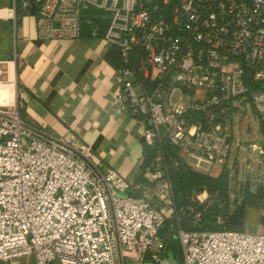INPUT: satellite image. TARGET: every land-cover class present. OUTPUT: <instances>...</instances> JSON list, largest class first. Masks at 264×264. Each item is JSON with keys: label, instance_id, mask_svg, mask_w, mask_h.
Wrapping results in <instances>:
<instances>
[{"label": "built area", "instance_id": "obj_1", "mask_svg": "<svg viewBox=\"0 0 264 264\" xmlns=\"http://www.w3.org/2000/svg\"><path fill=\"white\" fill-rule=\"evenodd\" d=\"M6 7L9 16L0 18L16 27L32 14L44 40L83 38L84 18L105 17L90 35L118 59L116 113L139 121L143 143L177 145L197 169L228 162L240 112L252 108L264 124V0H12ZM28 100L17 85V103L0 104V262L173 264V224L161 230L167 213L182 217L165 155L147 167L157 180L152 190L167 191L158 207L132 193L135 184L93 145L24 117L19 101ZM250 149L264 162V147ZM216 195L205 187L194 200L207 207ZM186 209L194 228L177 229L184 264H264V232L227 228L225 213L218 228H199L201 209Z\"/></svg>", "mask_w": 264, "mask_h": 264}, {"label": "crops", "instance_id": "obj_2", "mask_svg": "<svg viewBox=\"0 0 264 264\" xmlns=\"http://www.w3.org/2000/svg\"><path fill=\"white\" fill-rule=\"evenodd\" d=\"M14 41L12 62L18 85L29 96L24 117L54 135L93 145L106 166L123 172L136 184L144 159L142 125L128 112L116 113L114 70L118 59L114 52L92 37L41 39L32 14L18 21ZM252 145L264 147V141L257 139L249 147ZM261 217L253 222L261 223Z\"/></svg>", "mask_w": 264, "mask_h": 264}, {"label": "trees", "instance_id": "obj_3", "mask_svg": "<svg viewBox=\"0 0 264 264\" xmlns=\"http://www.w3.org/2000/svg\"><path fill=\"white\" fill-rule=\"evenodd\" d=\"M105 19V17L101 19H97L95 17L92 19V24L101 22V25L104 28L106 25ZM92 24H88L86 22V18H84L82 29L83 38H91L90 33L92 30ZM20 110L22 115L25 116L24 108L21 107ZM261 129L263 132V123L261 124ZM180 150V147L167 141L150 146L144 143V159L140 166L141 174L135 184V188L131 190V192L134 194H142L150 199H156L157 197V200H159V195L164 196L167 194L164 186L160 188L158 193L151 194L152 189L157 186V180L152 179L147 173V167L153 161L155 156L159 153H163L169 167V178L174 187L176 211L182 217V220L178 221L176 217H173V219L170 218L169 213H167L168 218L161 230L162 233H165L171 227V224H173L169 236L168 247L171 253L175 252L177 254V258L173 260L174 264H184L180 241L177 237L178 227L182 226L186 228H194L190 221L185 220L190 218V214L187 211L186 206L195 205L197 209H201L202 220L200 223L201 226H199V228L208 229L218 228V224L216 222L217 216L221 213H225L227 215L225 224L227 228L244 230L246 224V215L249 209H264L263 185L258 187L256 191H252L248 183L242 185V200L236 204L234 209H232L229 185L230 177L227 163L223 165L220 175H212L194 169L180 155ZM205 187L213 195L217 194L214 202L207 207L202 204H198V202L194 200L195 194L202 191ZM182 209L186 216L183 215L181 211ZM261 221H264V215H262ZM0 264H3V262H0Z\"/></svg>", "mask_w": 264, "mask_h": 264}, {"label": "rangeland", "instance_id": "obj_4", "mask_svg": "<svg viewBox=\"0 0 264 264\" xmlns=\"http://www.w3.org/2000/svg\"><path fill=\"white\" fill-rule=\"evenodd\" d=\"M12 0H0V7L3 6H11ZM7 28L5 31H3ZM14 28L15 23L12 18H0V82L6 84L10 79V62H15V41H14ZM3 31V32H2ZM17 68V67H16ZM17 77V71H16ZM17 85L18 79L16 80V94L15 101L13 103L2 104L13 106L17 103ZM21 107H25V102L19 101ZM236 122L238 124L235 127V142L233 144V150L230 156V159L227 162V167L229 170L230 177V198L232 202V209L236 206L238 202L242 200V185L248 183L250 189L252 191H256L258 187L263 185L264 187V165H260L258 161V154H255L250 149V143L260 139L264 141V133L262 132L261 125L259 119L255 116L254 110L252 108H247L246 111L240 112L236 116ZM241 124V125H240ZM241 149V150H239ZM239 157H236L238 155ZM181 155L182 152H181ZM250 157V162H248V157ZM183 157V156H182ZM184 158V157H183ZM185 161L191 165L194 169L209 173L212 175H220L222 172L223 166H216L213 168L211 172L197 169L194 167L186 158ZM248 163H251L249 167ZM177 164V163H175ZM164 180L159 181V184H164ZM160 189L152 190L151 194L158 193ZM162 196L159 195L157 200L151 199L153 203H155L158 207H161L162 204ZM237 199V200H236ZM258 212V213H257ZM259 215H264V209L254 210L251 212H247L246 215V224L244 229L249 231L259 230L264 232V221L254 223L253 220L257 219L256 217ZM258 221L260 219H257ZM171 257L173 260L177 258V254L172 252ZM179 262V261H178ZM20 264H35L32 257L22 258L20 260ZM127 264H137L135 260L129 258L127 260Z\"/></svg>", "mask_w": 264, "mask_h": 264}, {"label": "bare ground", "instance_id": "obj_5", "mask_svg": "<svg viewBox=\"0 0 264 264\" xmlns=\"http://www.w3.org/2000/svg\"><path fill=\"white\" fill-rule=\"evenodd\" d=\"M11 12L7 7L0 8V17H8ZM10 79L8 83L4 84L0 82V104L13 103L15 101L16 94V74L14 63L10 62Z\"/></svg>", "mask_w": 264, "mask_h": 264}, {"label": "water", "instance_id": "obj_6", "mask_svg": "<svg viewBox=\"0 0 264 264\" xmlns=\"http://www.w3.org/2000/svg\"><path fill=\"white\" fill-rule=\"evenodd\" d=\"M171 252H169V256H170V259H171V261H172V263L174 264V261H173V259H172V257H171Z\"/></svg>", "mask_w": 264, "mask_h": 264}]
</instances>
